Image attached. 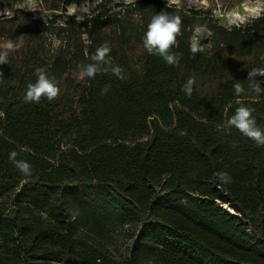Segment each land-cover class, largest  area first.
<instances>
[{
	"label": "trees",
	"instance_id": "1",
	"mask_svg": "<svg viewBox=\"0 0 264 264\" xmlns=\"http://www.w3.org/2000/svg\"><path fill=\"white\" fill-rule=\"evenodd\" d=\"M85 1L39 0L41 9L0 18V43L24 35L0 65V264H264V146L227 126L244 106L264 131V92L247 80L264 68V14L237 28L167 0H99L80 20L65 12ZM161 10L182 19L171 49L178 66L143 46ZM198 25L212 34L193 54ZM105 43L125 78L78 83L70 71ZM37 68L58 82L55 100L25 101ZM189 77L191 96L182 91ZM118 228L126 253L107 241Z\"/></svg>",
	"mask_w": 264,
	"mask_h": 264
},
{
	"label": "clouds",
	"instance_id": "2",
	"mask_svg": "<svg viewBox=\"0 0 264 264\" xmlns=\"http://www.w3.org/2000/svg\"><path fill=\"white\" fill-rule=\"evenodd\" d=\"M264 14V0H256L255 3H249L244 0V3L239 8L229 10L225 15L229 25L234 27H241L247 24L250 20L260 18ZM13 13L11 9H4L0 12V18L11 19ZM182 19L179 15L169 13L168 11L161 10L153 15L147 26V30L143 37V46L150 54H155L162 57L170 66L179 65V56L171 51L176 46L177 36L181 34ZM212 33L206 29V26H196L190 37V50L193 54L202 52L203 46L201 40ZM18 43L12 40L0 43V65L8 62V55L10 52L17 51L24 43V35L19 36ZM111 48L107 43L102 44L96 49L94 55L91 56L93 63L86 66L81 65V76L94 79L98 73L111 72L118 79L123 80L124 69L120 65H114L110 56ZM2 76V73H0ZM36 82L28 85L26 95L24 97L26 102H39L42 97H46L49 101L55 100L60 92L58 82L55 77H50L44 68L36 69ZM256 77H264V68H252L248 72L249 89L260 95L264 92L261 88L260 82ZM196 81L194 77H189L182 87V91L187 96H191L193 86ZM234 94L239 96L244 92V88L240 83L233 85ZM110 90V85H105L101 89V95H104ZM254 109L240 106L236 108L235 113L228 119L227 126L229 128L235 127L244 136L254 140L258 146H264V131L256 126V121L252 116ZM17 153L11 152L9 159L21 173L25 175L31 174V166L25 161L16 160ZM215 175L223 183H229L231 178L227 172H217Z\"/></svg>",
	"mask_w": 264,
	"mask_h": 264
},
{
	"label": "rangeland",
	"instance_id": "3",
	"mask_svg": "<svg viewBox=\"0 0 264 264\" xmlns=\"http://www.w3.org/2000/svg\"><path fill=\"white\" fill-rule=\"evenodd\" d=\"M99 0H86L81 4H71L67 6L66 13L74 15L76 19H82L86 15L90 14L94 10V6ZM111 4L116 1H131V0H111ZM169 3L175 4L177 7L182 8H202V9H210L214 17L218 20V22L224 26H230L228 20L226 18V13L234 8H239L244 0L236 1V0H167ZM249 3H255L256 0H248ZM11 9L12 13L15 9L21 8L27 11H33L34 9H41L42 6L39 3V0H14L10 6H6L0 3V12L4 9ZM44 14L52 16L53 14L60 13V11L56 10H46L43 11ZM63 20V17L59 19ZM82 70L70 71V75L74 78L78 83H82L84 78L81 76ZM107 242L110 245V248L113 249L115 254L126 253V248L129 243V238L126 235V231L122 228H118L115 231H110L108 234Z\"/></svg>",
	"mask_w": 264,
	"mask_h": 264
},
{
	"label": "water",
	"instance_id": "4",
	"mask_svg": "<svg viewBox=\"0 0 264 264\" xmlns=\"http://www.w3.org/2000/svg\"><path fill=\"white\" fill-rule=\"evenodd\" d=\"M223 207H227V209H228V211H229V212H231V213H234V214H235V212H234L232 209H230V208H229V206H227V205H224Z\"/></svg>",
	"mask_w": 264,
	"mask_h": 264
},
{
	"label": "bare ground",
	"instance_id": "5",
	"mask_svg": "<svg viewBox=\"0 0 264 264\" xmlns=\"http://www.w3.org/2000/svg\"><path fill=\"white\" fill-rule=\"evenodd\" d=\"M231 209V208H230Z\"/></svg>",
	"mask_w": 264,
	"mask_h": 264
}]
</instances>
